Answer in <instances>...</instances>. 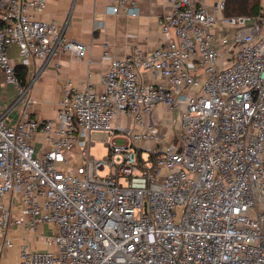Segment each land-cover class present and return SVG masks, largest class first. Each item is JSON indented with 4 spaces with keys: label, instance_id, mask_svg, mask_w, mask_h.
Instances as JSON below:
<instances>
[{
    "label": "built area",
    "instance_id": "2783aa9c",
    "mask_svg": "<svg viewBox=\"0 0 264 264\" xmlns=\"http://www.w3.org/2000/svg\"><path fill=\"white\" fill-rule=\"evenodd\" d=\"M166 1L164 44L110 57L101 92L68 86L55 119L39 121L8 46L21 66L88 47L37 17L45 0H0V69L20 107L15 123L0 115V246L14 228L51 232L43 248L21 242L18 264H264V0L232 16L225 0ZM119 11L138 6L112 0L107 12ZM158 104L175 134L145 121Z\"/></svg>",
    "mask_w": 264,
    "mask_h": 264
},
{
    "label": "crops",
    "instance_id": "0c3cea01",
    "mask_svg": "<svg viewBox=\"0 0 264 264\" xmlns=\"http://www.w3.org/2000/svg\"><path fill=\"white\" fill-rule=\"evenodd\" d=\"M134 1L138 6L135 16L123 11L107 12L112 0H45V8L37 17L55 21L66 39L84 43L88 49L83 58L63 51L46 60L32 57L28 66H21L17 46H8L11 61L20 67L18 77L24 72L23 82L29 84V92L34 99L32 117L39 121L55 119L59 101L68 86L79 89L89 87L93 92H101V77L108 68L110 57L127 56L135 50L149 53L167 41L158 25L159 17L170 12L167 1ZM204 2L212 6L216 0ZM141 75L149 79L145 70H141ZM15 100L16 89L6 82L0 69V115L5 113L11 123L17 122L20 117V107L15 104ZM172 118L173 114L162 104H158L151 114L144 115L145 121L154 122L163 132L171 131ZM94 136L102 138L100 133ZM31 144L37 155H42L50 148L41 133L32 136ZM12 236L13 246H0V264H18L22 229H12Z\"/></svg>",
    "mask_w": 264,
    "mask_h": 264
},
{
    "label": "rangeland",
    "instance_id": "374dc122",
    "mask_svg": "<svg viewBox=\"0 0 264 264\" xmlns=\"http://www.w3.org/2000/svg\"><path fill=\"white\" fill-rule=\"evenodd\" d=\"M171 131L172 134L177 132V126L175 121L171 122ZM117 144H121V139L116 140ZM90 154L94 155L96 158H102L106 155V149L104 148L103 142L101 140H96L95 144L90 148ZM142 155H146V152L143 151ZM107 172V168L100 170L99 174L104 175ZM43 232L44 235H50L49 227L45 225L39 226L36 232H26L24 237H21V242H26L32 248H43V241L40 237V233Z\"/></svg>",
    "mask_w": 264,
    "mask_h": 264
},
{
    "label": "trees",
    "instance_id": "16d2710c",
    "mask_svg": "<svg viewBox=\"0 0 264 264\" xmlns=\"http://www.w3.org/2000/svg\"><path fill=\"white\" fill-rule=\"evenodd\" d=\"M260 5V0H225L223 14L226 16L256 15L260 12ZM19 69L20 67H15L16 72ZM19 75L21 81H24V72L20 73Z\"/></svg>",
    "mask_w": 264,
    "mask_h": 264
}]
</instances>
